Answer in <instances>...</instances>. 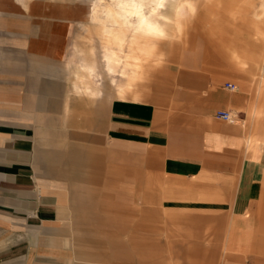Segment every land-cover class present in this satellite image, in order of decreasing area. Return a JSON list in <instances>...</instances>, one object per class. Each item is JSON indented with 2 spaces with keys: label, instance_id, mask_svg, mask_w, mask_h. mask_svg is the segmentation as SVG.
Instances as JSON below:
<instances>
[{
  "label": "crops",
  "instance_id": "0c3cea01",
  "mask_svg": "<svg viewBox=\"0 0 264 264\" xmlns=\"http://www.w3.org/2000/svg\"><path fill=\"white\" fill-rule=\"evenodd\" d=\"M135 5L0 0V264H264V30Z\"/></svg>",
  "mask_w": 264,
  "mask_h": 264
},
{
  "label": "rangeland",
  "instance_id": "374dc122",
  "mask_svg": "<svg viewBox=\"0 0 264 264\" xmlns=\"http://www.w3.org/2000/svg\"><path fill=\"white\" fill-rule=\"evenodd\" d=\"M20 1H26V0H20ZM29 1V0H28ZM43 1H47V2H52V3H69V4H73V3H79V4H83L85 6V17L86 20H89V14L91 12V6H93L94 4H96V6H101L103 4H116V13L117 14H122L123 15V9L126 6V4H136L138 6L142 5V9L144 10L145 13H158L159 14H163L165 16V22L166 24H168L169 26H172L171 29L173 28L174 30L176 29H180L181 33L187 28V26H189L191 24V15L189 12H187L185 15H182L180 18H178L177 20H173L172 16H170L175 10L177 4H179V0H166L165 3L159 8L160 10L157 9V7H155V0H43ZM195 1V3L197 5L202 6V5H211L215 8H212L211 6H203L198 14H205L207 12L210 21L213 22V24H211L212 26H214L216 24V22H218V18H220V20L225 19V14L226 12H223V9L229 10L232 13H238L240 14V16L246 18H251L250 22H252L253 24L257 25L258 27H260L261 29L264 30V0H241L239 1V3H237V0H193ZM135 5V6H136ZM155 10V11H154ZM176 13V12H175ZM181 10H180V14H181ZM208 16H204L203 19L207 20ZM211 16V17H210ZM120 17L118 16V19ZM198 18V17H197ZM119 21V20H118ZM221 23V22H220ZM235 24L232 25V27ZM174 26H178V27H174ZM172 29V30H173ZM201 30V29H200ZM197 38V37H196ZM203 41L201 38H197V39H175L172 42V45H169L168 41H164L161 42L159 44L163 45L164 48L167 50H164L163 53H165V58L163 60V65H161L159 68H157L158 71H164L167 67V70H170L171 67H173L175 64H177L179 62V56H181L179 54V51L181 50L180 48H185V47H194V48H198L200 45L199 42ZM221 42H212L213 46L220 44ZM261 43H258L257 45H259ZM263 46V43H262ZM214 50H216L214 48ZM254 54H258L260 52V50L255 49L253 50ZM179 55V56H178ZM164 75L159 73H154L152 79L150 80V92H154L155 87H157L158 83L163 85L164 84ZM160 78V79H158ZM159 81V82H158ZM154 88V89H153ZM155 93V92H154ZM170 96L173 98V96L175 94H178L179 92H171L169 91ZM150 206V217H149V228H150V232H156V228H157V221H156V217H151V215L154 213L156 214V211L151 209V208H156L157 205L155 204H149ZM139 207V205H138ZM139 220V219H138ZM137 220V221H138ZM136 225L139 226V222L138 224H136L134 222L133 226L135 227ZM150 242H149V263H155L156 262V258H157V235L156 234H150ZM168 239H172V235H168ZM171 244V243H170ZM140 253V252H138ZM167 254L169 255V257H173L172 255V251H168ZM162 255V252H161Z\"/></svg>",
  "mask_w": 264,
  "mask_h": 264
},
{
  "label": "built area",
  "instance_id": "2783aa9c",
  "mask_svg": "<svg viewBox=\"0 0 264 264\" xmlns=\"http://www.w3.org/2000/svg\"><path fill=\"white\" fill-rule=\"evenodd\" d=\"M230 91H235L236 90V86L234 84H227L226 86ZM216 117L220 118L222 120L228 121V122H233L235 117L233 116V114L231 112H224V111H219L216 113Z\"/></svg>",
  "mask_w": 264,
  "mask_h": 264
},
{
  "label": "bare ground",
  "instance_id": "6f19581e",
  "mask_svg": "<svg viewBox=\"0 0 264 264\" xmlns=\"http://www.w3.org/2000/svg\"><path fill=\"white\" fill-rule=\"evenodd\" d=\"M191 4V3H190ZM180 14V10L176 11V15L178 16ZM154 29V28H153Z\"/></svg>",
  "mask_w": 264,
  "mask_h": 264
}]
</instances>
